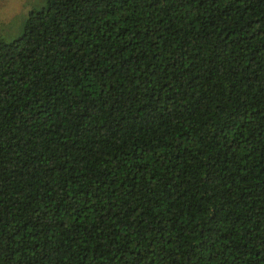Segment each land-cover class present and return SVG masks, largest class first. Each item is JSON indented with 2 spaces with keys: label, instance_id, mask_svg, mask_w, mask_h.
Listing matches in <instances>:
<instances>
[{
  "label": "trees",
  "instance_id": "obj_1",
  "mask_svg": "<svg viewBox=\"0 0 264 264\" xmlns=\"http://www.w3.org/2000/svg\"><path fill=\"white\" fill-rule=\"evenodd\" d=\"M0 264H264V0H44L0 38Z\"/></svg>",
  "mask_w": 264,
  "mask_h": 264
},
{
  "label": "rangeland",
  "instance_id": "obj_2",
  "mask_svg": "<svg viewBox=\"0 0 264 264\" xmlns=\"http://www.w3.org/2000/svg\"><path fill=\"white\" fill-rule=\"evenodd\" d=\"M44 0H0V38L11 40L20 35L32 9H40Z\"/></svg>",
  "mask_w": 264,
  "mask_h": 264
}]
</instances>
